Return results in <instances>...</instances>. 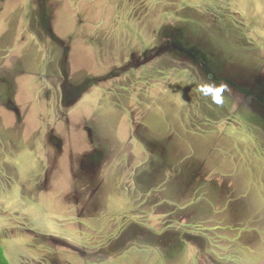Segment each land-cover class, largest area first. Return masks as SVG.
Wrapping results in <instances>:
<instances>
[{
  "label": "rangeland",
  "instance_id": "rangeland-1",
  "mask_svg": "<svg viewBox=\"0 0 264 264\" xmlns=\"http://www.w3.org/2000/svg\"><path fill=\"white\" fill-rule=\"evenodd\" d=\"M0 244L264 264V0H0Z\"/></svg>",
  "mask_w": 264,
  "mask_h": 264
},
{
  "label": "trees",
  "instance_id": "trees-1",
  "mask_svg": "<svg viewBox=\"0 0 264 264\" xmlns=\"http://www.w3.org/2000/svg\"><path fill=\"white\" fill-rule=\"evenodd\" d=\"M0 264H10L5 256V253H4V250L1 244H0Z\"/></svg>",
  "mask_w": 264,
  "mask_h": 264
},
{
  "label": "crops",
  "instance_id": "crops-1",
  "mask_svg": "<svg viewBox=\"0 0 264 264\" xmlns=\"http://www.w3.org/2000/svg\"><path fill=\"white\" fill-rule=\"evenodd\" d=\"M253 203V202H252Z\"/></svg>",
  "mask_w": 264,
  "mask_h": 264
}]
</instances>
